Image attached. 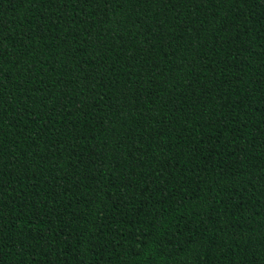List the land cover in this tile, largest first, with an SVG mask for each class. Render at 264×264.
<instances>
[{
    "label": "trees",
    "instance_id": "1",
    "mask_svg": "<svg viewBox=\"0 0 264 264\" xmlns=\"http://www.w3.org/2000/svg\"><path fill=\"white\" fill-rule=\"evenodd\" d=\"M0 264H264V0H0Z\"/></svg>",
    "mask_w": 264,
    "mask_h": 264
}]
</instances>
